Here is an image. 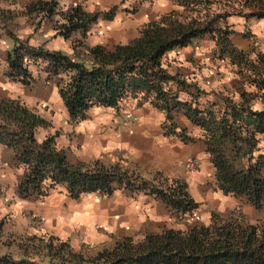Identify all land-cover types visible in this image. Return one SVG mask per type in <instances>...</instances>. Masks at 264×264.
<instances>
[{
	"label": "trees",
	"instance_id": "16d2710c",
	"mask_svg": "<svg viewBox=\"0 0 264 264\" xmlns=\"http://www.w3.org/2000/svg\"><path fill=\"white\" fill-rule=\"evenodd\" d=\"M174 6L146 20L125 41L85 44L89 26L98 16L112 18L113 6L87 11L76 2L66 7L56 0H31L24 6L34 13V27L44 16L57 14L53 29L64 39L78 30L70 51L28 44L9 31L12 46L5 76L31 85L30 64L38 63L44 78H54L69 119L88 117L93 107L118 110L131 100L160 110L165 134L182 141L202 139L213 166L217 187L254 208L264 205V52L245 50L230 38V18H264V0H171ZM207 38L214 54L230 65L234 77L218 88L205 90L182 73L171 52ZM174 53V52H173ZM262 102L255 108L256 102ZM182 116L199 129V137L178 125ZM49 125L35 109L15 97H0V143L13 149L22 166L17 192L43 197L56 183H65L70 197L81 192L110 194L115 188L141 190L163 200L176 219L190 214L198 203L185 181L154 170L139 174L136 164L122 155L69 162L55 143L57 131L36 135ZM15 252L0 251V264H264V218L250 221L239 209L211 210L206 222L167 226L125 234L96 245L73 246L68 238L49 232L18 236Z\"/></svg>",
	"mask_w": 264,
	"mask_h": 264
},
{
	"label": "crops",
	"instance_id": "0c3cea01",
	"mask_svg": "<svg viewBox=\"0 0 264 264\" xmlns=\"http://www.w3.org/2000/svg\"><path fill=\"white\" fill-rule=\"evenodd\" d=\"M30 1L0 0V97H15L12 93H17L25 87L28 88L26 96L41 101L57 102L59 112L41 114L49 121V125L38 128L43 130L40 137L57 131L55 143L64 149L69 162H87L97 157L114 159L115 156L122 155L136 164L139 174L143 177H149L154 170H159L163 175L182 178L198 205L190 214L176 219L163 200L141 190L115 188L107 195L90 191L81 192L77 197H70L65 183L54 184L41 199L23 197L17 192L22 166L13 149L0 143V217L5 216L6 219L7 215L11 214L20 217L22 208L29 207L31 215L38 216L40 220V227L32 226L33 230L40 229L42 232L48 231L59 237L68 238L75 247L80 245L72 242L76 229L84 233L88 244L96 245L120 235L139 236L143 231L167 226L183 227L192 221L206 222L211 210H219L213 206L218 204L220 194H225L215 183L213 166L202 139L184 142L175 134L163 133L160 126L164 118L163 112L147 103L117 112L109 107H93L98 109L90 114L88 112V117L74 121L68 118L54 81L45 80L43 75L42 79H35L31 85L25 86L5 76L6 57L12 46L9 31L19 38H25L28 44H42L49 49L59 48L64 51H70L71 40L81 38L78 30L71 32L67 39L55 34L53 23L57 14L44 16L38 26L34 27L37 16L23 10L25 4ZM56 1L61 7L79 2L87 11H103L117 2V0ZM137 2L140 4H137L136 11H141L144 7L145 12L136 16L129 15L124 21L135 28L174 6L171 0H167V5L163 8L158 6L157 0ZM118 18V15L114 14L110 19L98 16L95 22L97 25H104V21H109L110 26H116ZM260 19L258 25L264 23V18ZM230 20L238 18L231 17ZM243 21L245 22V19ZM85 36L82 37L85 44L98 42L87 40ZM208 46L214 52L212 41L209 40ZM187 48L188 45L173 51L177 53L174 58L178 61L179 70L192 76L199 83L206 73L216 70L215 64L210 61L205 63V67H194L190 62ZM211 82L212 79L207 78L200 86L212 85ZM176 121L188 134L199 137V129L185 118L177 116ZM188 157H196L198 160V165L190 172L184 167ZM184 220L186 222H183Z\"/></svg>",
	"mask_w": 264,
	"mask_h": 264
},
{
	"label": "rangeland",
	"instance_id": "374dc122",
	"mask_svg": "<svg viewBox=\"0 0 264 264\" xmlns=\"http://www.w3.org/2000/svg\"><path fill=\"white\" fill-rule=\"evenodd\" d=\"M137 1L141 2L142 0H117L115 4L109 5L105 10H108L111 6L114 7L112 14L118 15V24L116 26H110L109 21H104V25H97V22H94L89 26L85 38L90 41L104 42L107 44L127 40L132 34L137 32V28H135V26L131 27L124 23L125 18L129 17V15L136 16L141 12H145L144 7L141 9V11H136L137 4H140ZM235 18L238 17H233V19ZM260 20L261 19L249 17L244 22L242 16L239 17L238 20H229L232 22V28L234 29V31L230 34L231 41L238 47L245 50H259L264 52V23L258 25L257 23H259ZM208 43L209 39L201 38L188 44L187 48L190 53V62L194 67H205V63L210 61L215 64L216 70L212 71L211 73H206L207 75L202 77L203 82H205L207 78L212 79V85H206L202 87L205 90L213 87L218 88L222 82H226L227 80L234 77V74L229 70V67L231 66L225 63L224 60L215 56L213 49L208 46ZM171 55L175 56L177 53L171 52ZM29 67L32 71V74L35 76V79L38 80L43 78L44 73L40 69V64H30ZM47 81L54 80L51 78ZM202 81L198 84L201 85ZM27 92L28 88L24 87L21 90H18L17 93L13 92L12 96H17L40 114H47L51 113L52 111L59 112V107L56 105L57 102H51L52 100L41 101L32 98L29 95H27V97ZM257 104L261 105L262 102L258 100L256 102V105ZM131 107H133V103L131 100H128L125 104L120 106L118 110H113L117 112L121 109ZM97 109L98 108H92L89 111V114L92 113L93 110ZM42 132L43 130L38 128L36 130V135L40 137ZM259 145L264 152V134L259 141ZM35 198L41 199L42 197ZM215 207L219 208V210H217L218 212L239 209L250 221H256L258 219L264 218V205L260 208H254L249 203L234 197L231 194H220L219 202L217 205H214L213 208ZM11 215H7L6 219L5 216L0 217V251L15 252V243L19 239V235L33 231H36V233L42 232L40 229H32V226L40 227V220L38 219V216L31 215V209L29 207L22 208V216H20L21 218ZM185 220L183 222H186ZM73 234V243L77 245L80 243H87L85 238L86 236L82 231H77L76 229Z\"/></svg>",
	"mask_w": 264,
	"mask_h": 264
},
{
	"label": "built area",
	"instance_id": "2783aa9c",
	"mask_svg": "<svg viewBox=\"0 0 264 264\" xmlns=\"http://www.w3.org/2000/svg\"><path fill=\"white\" fill-rule=\"evenodd\" d=\"M197 165L198 160L196 157H188L185 161L184 167L188 172H190L193 171Z\"/></svg>",
	"mask_w": 264,
	"mask_h": 264
},
{
	"label": "clouds",
	"instance_id": "9594fccd",
	"mask_svg": "<svg viewBox=\"0 0 264 264\" xmlns=\"http://www.w3.org/2000/svg\"><path fill=\"white\" fill-rule=\"evenodd\" d=\"M157 4H158V6L161 7V8L166 7V5H167V0H157ZM144 19L146 20L147 17H144ZM258 107H259L258 104L255 105V108H258Z\"/></svg>",
	"mask_w": 264,
	"mask_h": 264
}]
</instances>
